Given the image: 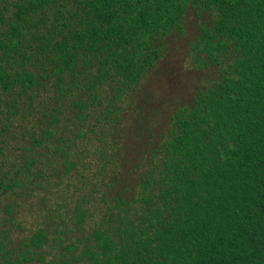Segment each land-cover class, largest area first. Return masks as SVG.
Here are the masks:
<instances>
[{"label":"trees","instance_id":"trees-1","mask_svg":"<svg viewBox=\"0 0 264 264\" xmlns=\"http://www.w3.org/2000/svg\"><path fill=\"white\" fill-rule=\"evenodd\" d=\"M191 9L218 78L132 150L134 93ZM38 187L70 196L11 245L8 198ZM1 214L0 264H264V0H0Z\"/></svg>","mask_w":264,"mask_h":264},{"label":"rangeland","instance_id":"rangeland-1","mask_svg":"<svg viewBox=\"0 0 264 264\" xmlns=\"http://www.w3.org/2000/svg\"><path fill=\"white\" fill-rule=\"evenodd\" d=\"M201 19L202 16L192 9L186 12L183 30L172 32L164 39V51L161 58L141 80L132 99V108L135 106L138 109L131 112V115L136 116L138 121L130 122L127 125L134 128L137 124H142L143 127L137 137L132 135L128 137L130 149H136L143 141H146V137L152 136L156 139L166 130L168 117L175 107L189 104L198 88L204 87L218 78V72L214 67H200L190 57V43L197 35V28ZM128 126H126L127 129ZM22 127L11 125L10 132L18 140L12 141V144L8 145L10 148H6V155L15 152L14 156H16L20 152L18 147L25 143V139H19V131L23 130ZM21 155L27 156V153L23 151ZM55 180V175L52 172L51 182L53 183ZM68 189L66 188L65 191L59 187L51 193L49 189L42 190L38 187L33 188L34 191L27 195H13L8 198V201H16L18 210L15 213L16 222L5 223L9 241L12 242L10 244L18 246L22 238L30 230L37 227L39 222L49 223L48 220L50 219L41 211L43 207L40 203L41 198H45L48 203H52L55 199L64 201L66 196H70L67 193ZM2 199L5 203V198L2 197ZM63 203L66 207L65 202ZM4 216L6 215L1 214L0 220Z\"/></svg>","mask_w":264,"mask_h":264}]
</instances>
